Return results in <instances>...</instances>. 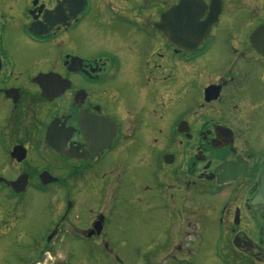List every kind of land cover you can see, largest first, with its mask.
<instances>
[{
	"label": "flooded vegetation",
	"instance_id": "obj_1",
	"mask_svg": "<svg viewBox=\"0 0 264 264\" xmlns=\"http://www.w3.org/2000/svg\"><path fill=\"white\" fill-rule=\"evenodd\" d=\"M179 1L0 0V219L34 191L45 243L88 204L87 238L174 219L116 264H264V0Z\"/></svg>",
	"mask_w": 264,
	"mask_h": 264
},
{
	"label": "rangeland",
	"instance_id": "obj_2",
	"mask_svg": "<svg viewBox=\"0 0 264 264\" xmlns=\"http://www.w3.org/2000/svg\"><path fill=\"white\" fill-rule=\"evenodd\" d=\"M49 200L31 191L20 212L0 219V264H116L114 254L121 259L133 255L154 234L168 233V223L174 220L124 219L123 212L115 210L112 219H104L102 234L87 238L91 219H76L88 214L86 204L74 208L61 234L45 243L46 233L60 220L55 219L57 205Z\"/></svg>",
	"mask_w": 264,
	"mask_h": 264
},
{
	"label": "water",
	"instance_id": "obj_3",
	"mask_svg": "<svg viewBox=\"0 0 264 264\" xmlns=\"http://www.w3.org/2000/svg\"><path fill=\"white\" fill-rule=\"evenodd\" d=\"M188 1L192 2V16L197 17V14H199V4L197 0H180L171 10V14H175L176 16V23L178 25H184L187 22L188 19ZM167 18V15L165 16ZM181 30V33H184V28H179ZM183 38V37H182ZM180 44V46L184 47L183 41ZM259 49V48H258ZM261 50L264 49V47L260 48ZM264 178V177H263ZM48 180H55V178H52L49 176ZM264 183V179H263ZM15 187H20L22 184L19 183V181H16L15 184H13ZM255 200H260L264 199V187L259 189L258 193L256 194ZM102 222L103 219H97L94 224L92 229L87 233V236L92 235L93 233L99 234L101 229H102ZM55 229L47 236V240H50L52 236L55 234Z\"/></svg>",
	"mask_w": 264,
	"mask_h": 264
}]
</instances>
